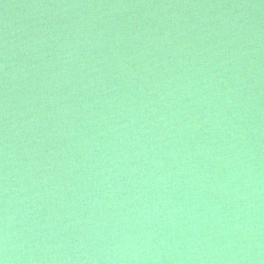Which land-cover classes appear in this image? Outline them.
<instances>
[{
	"label": "water",
	"instance_id": "obj_1",
	"mask_svg": "<svg viewBox=\"0 0 264 264\" xmlns=\"http://www.w3.org/2000/svg\"><path fill=\"white\" fill-rule=\"evenodd\" d=\"M0 261L264 264V0H0Z\"/></svg>",
	"mask_w": 264,
	"mask_h": 264
},
{
	"label": "clouds",
	"instance_id": "obj_2",
	"mask_svg": "<svg viewBox=\"0 0 264 264\" xmlns=\"http://www.w3.org/2000/svg\"><path fill=\"white\" fill-rule=\"evenodd\" d=\"M0 264H4V262L3 261H0Z\"/></svg>",
	"mask_w": 264,
	"mask_h": 264
}]
</instances>
